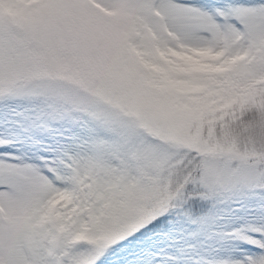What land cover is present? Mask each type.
I'll list each match as a JSON object with an SVG mask.
<instances>
[{"label": "snow or ice", "instance_id": "6c2138e0", "mask_svg": "<svg viewBox=\"0 0 264 264\" xmlns=\"http://www.w3.org/2000/svg\"><path fill=\"white\" fill-rule=\"evenodd\" d=\"M0 264H264V0H0Z\"/></svg>", "mask_w": 264, "mask_h": 264}]
</instances>
